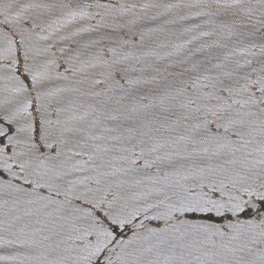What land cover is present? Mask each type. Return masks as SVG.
I'll return each mask as SVG.
<instances>
[{
  "label": "water",
  "instance_id": "water-1",
  "mask_svg": "<svg viewBox=\"0 0 264 264\" xmlns=\"http://www.w3.org/2000/svg\"><path fill=\"white\" fill-rule=\"evenodd\" d=\"M0 264H264V0H0Z\"/></svg>",
  "mask_w": 264,
  "mask_h": 264
}]
</instances>
